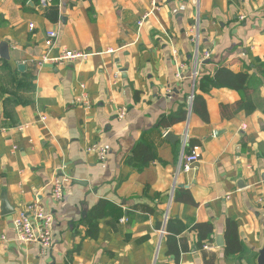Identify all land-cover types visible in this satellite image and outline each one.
<instances>
[{"label": "crops", "instance_id": "0c3cea01", "mask_svg": "<svg viewBox=\"0 0 264 264\" xmlns=\"http://www.w3.org/2000/svg\"><path fill=\"white\" fill-rule=\"evenodd\" d=\"M194 25L209 57L192 88ZM49 30L50 56L87 58L37 69ZM185 135L199 161L176 174ZM35 200L54 216L45 254L15 240ZM263 246L264 0H0V264H257Z\"/></svg>", "mask_w": 264, "mask_h": 264}, {"label": "built area", "instance_id": "2783aa9c", "mask_svg": "<svg viewBox=\"0 0 264 264\" xmlns=\"http://www.w3.org/2000/svg\"><path fill=\"white\" fill-rule=\"evenodd\" d=\"M52 0H40V6L42 8H48L51 5ZM151 13V12H150ZM145 16L138 21V27H140L144 21ZM243 19L244 16L241 15L239 17ZM198 25H194L192 28V37L191 42L194 45V53L192 55V69L189 75L192 80V88L195 86L196 79L198 77V65L202 59H206L209 57V52L204 51L200 56L198 53ZM58 40V33L55 30L47 31L44 38V53L35 61V67L40 69L44 64H54V65H62L65 63L75 62L84 60L89 55L83 51H72L67 49H60L58 54L54 57L50 56L49 53L52 49L56 47ZM178 78L180 74L176 75ZM193 92L189 96L188 99V113L191 111V104L193 100ZM78 102H81V99H77ZM86 103V101H84ZM88 104V103H87ZM126 114V109L121 107L117 111V117L122 119ZM44 119V117H41ZM26 127L20 126L19 128ZM186 145V135L183 138L182 142V153L181 160L179 165L176 168V174L180 172L188 173L193 170L196 164L199 161V152L198 147H193L190 153H184L183 148ZM88 152L94 153L98 156L99 160H104L107 157L106 149L96 143L90 145L87 149ZM71 181V177L67 175L54 176L50 180V197L51 199L58 203L62 200L64 193L68 184ZM260 200V199H259ZM53 224H54V216L53 214L47 210L43 205L39 203L38 200H35L31 203H28L25 208L18 212L16 216L13 218V226L15 230V240L19 243L23 244H36L40 247L41 254L47 253L53 246ZM165 228L160 229V234H165ZM2 239L5 237L2 236ZM209 244L206 243L203 245V248H208Z\"/></svg>", "mask_w": 264, "mask_h": 264}, {"label": "trees", "instance_id": "16d2710c", "mask_svg": "<svg viewBox=\"0 0 264 264\" xmlns=\"http://www.w3.org/2000/svg\"><path fill=\"white\" fill-rule=\"evenodd\" d=\"M49 11H50V15H49V17L51 18V19H56V17H57V8L55 7V6H53V7H50L49 8ZM197 80V79H196ZM215 80H217V77H215ZM235 87L236 88H238V89H240V88H242V85H243V83L245 82V77L243 76V75H238V76H236L235 77ZM218 82V81H217ZM214 83V85L216 84L215 83V81L213 82ZM195 84H196V82H195ZM195 98V97H194ZM194 98H193V100H192V104H191V109L192 110H196L197 112H198V114H200L204 119L206 118L205 117V115H206V107H205V103H204V101L202 100V99H200L199 100V98H196L195 100H199L200 101V105L198 106V108L197 107H194V105L193 104H195V100H194ZM184 115V114H183ZM173 118L174 117H172L171 118V120L173 121ZM168 223V222H167ZM165 230L167 231V224L165 225ZM168 232V231H167Z\"/></svg>", "mask_w": 264, "mask_h": 264}, {"label": "water", "instance_id": "95a60500", "mask_svg": "<svg viewBox=\"0 0 264 264\" xmlns=\"http://www.w3.org/2000/svg\"><path fill=\"white\" fill-rule=\"evenodd\" d=\"M2 46H4V44H2ZM165 138L169 139L171 141L173 138H176V137L171 132H167L165 134ZM257 264H264V246L259 251V255H258V258H257Z\"/></svg>", "mask_w": 264, "mask_h": 264}]
</instances>
